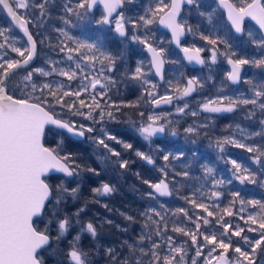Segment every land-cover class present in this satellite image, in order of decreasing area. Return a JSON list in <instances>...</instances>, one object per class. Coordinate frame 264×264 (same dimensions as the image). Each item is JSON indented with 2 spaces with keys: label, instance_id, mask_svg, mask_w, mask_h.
<instances>
[{
  "label": "snow or ice",
  "instance_id": "snow-or-ice-1",
  "mask_svg": "<svg viewBox=\"0 0 264 264\" xmlns=\"http://www.w3.org/2000/svg\"><path fill=\"white\" fill-rule=\"evenodd\" d=\"M135 3L136 0H66L64 15L60 17L66 27L54 29L59 37L53 45L47 37L41 36L39 30L34 34L29 29L30 24L33 28H42L46 18L51 17L50 0H0V7L6 10L26 37V43L17 46L20 41L9 34L11 29L0 28V49H10L16 54L15 57L9 56L7 51L0 54V264H99L97 257L105 264H258V261L264 264V200L245 199L235 191L230 193L231 200L222 208L218 201L223 194L218 188L225 183L230 184L231 180L216 179L214 168L207 164L202 168L204 179L211 178V189L202 191V184L191 195L181 197L192 206V215L184 207L164 211L150 207L141 213L144 224L137 238L107 247L100 244L102 229L114 222L84 219L88 204L99 201L93 198L78 206L83 173L99 176L104 168L86 166L79 153L69 149L68 143L77 139L91 141L97 150H103V154L98 156L101 165L111 162L120 169L129 168L131 162L114 145H119L124 152H134L148 164H154L151 154L134 148L131 142L111 131L109 125L120 122L117 113L122 108H137L141 100L160 107L172 104L174 99L189 97L204 87L198 77L187 79L183 86L178 81L173 83L169 80L167 84L172 94L159 95L158 84L149 79L154 74L164 80L165 64L177 63L166 60L167 50L154 43L153 25H162L171 32L169 43L174 42L190 63L206 64L200 55L203 48L181 44V38L193 31L192 26L181 19V12L185 5L199 9L198 0H154L142 14L130 13L127 6ZM219 4L227 12L228 33L218 35L214 28L209 35L200 33V39L212 46L209 49L211 63L217 62L218 55L224 57L231 66L226 79L232 84L248 85L250 95L217 96L201 103L200 108L209 113H232L246 107L249 119L256 116V109L264 115V80L257 82L242 75L245 66L264 69V0H238V3L219 0ZM98 6L102 11L97 16L94 10H98ZM199 14L206 15L212 24L211 14ZM246 18L258 25L259 37L246 28ZM85 24L96 26L95 30L89 29L91 36L73 35L68 30L83 28ZM233 30L241 37H247L248 42L261 50V55L257 58L238 54L228 38ZM46 40L49 48L63 56L60 59L49 57L45 67H33L38 45H44ZM130 42L142 45L150 54L147 62L137 61L134 69L126 66ZM112 43L123 47L113 52L110 48ZM118 64L123 67L119 76L114 75L120 72ZM125 81L138 83L142 95L134 102L117 103L109 93L117 89L118 94V84ZM188 108L187 102L183 106L177 105L176 114H184ZM198 114V111L190 112L192 116ZM170 115L153 113L145 117V113L140 111L139 121L129 119L126 122L151 145L153 137L165 133L166 129L171 135H177L175 128H169L172 124L168 119ZM74 117H82L83 120ZM260 123L264 125V119ZM201 127L207 125L189 126L184 131L198 135ZM240 131L243 135L244 130ZM228 144L255 153L253 160L256 164H260L264 157V150L260 147L250 146L232 136L216 140V147L221 152ZM181 156L183 152H168L162 158L167 162L169 157L178 160ZM228 163L241 185L259 184L264 188V178H259L256 172L236 159H230ZM167 167L160 169L165 178L168 176ZM175 176L189 177L190 173L176 172ZM143 183L159 196H172L174 191L179 193L184 187L181 183L178 188V182L166 179L158 183L145 179ZM91 191L94 197L108 196L115 188L109 183H101ZM149 196L155 199L153 193ZM103 207L108 208V205ZM160 208L165 206L161 204ZM196 209L202 211L197 212ZM169 212L176 218L171 226ZM120 215L131 223L136 222L132 215ZM233 216L247 227L226 219ZM115 227L121 232L128 231L119 225ZM246 232L257 236L246 235ZM170 233L187 239L178 241ZM84 238L91 240V247H85Z\"/></svg>",
  "mask_w": 264,
  "mask_h": 264
},
{
  "label": "trees",
  "instance_id": "trees-1",
  "mask_svg": "<svg viewBox=\"0 0 264 264\" xmlns=\"http://www.w3.org/2000/svg\"><path fill=\"white\" fill-rule=\"evenodd\" d=\"M63 0H50L51 7V17L46 18V22L40 29L33 28L30 24L29 29L35 32L40 31L42 37H47L53 45L57 42V37L59 33L55 32V28H63L64 24L60 17L64 15L62 2ZM154 0H136L135 4L128 5L130 13L142 14L143 11L149 7ZM205 8L211 9L212 24H209L207 16H190L188 13L184 14L181 19L186 20L193 29H196V35L200 38V33L209 35L212 33L213 29H216L218 35L224 36L228 33V25L224 21L222 14L218 12L214 2L211 5H207ZM100 9L96 11V15H99ZM31 15V13H29ZM74 20V18H73ZM194 21V22H193ZM13 28L11 29L9 27ZM0 28L11 29L13 35H17L19 43L17 46L21 45V40H25L26 37L23 36L22 31H20L12 21L11 17L8 16L6 10L0 7ZM96 27L93 26L91 29L94 30ZM246 28L253 30L255 35L259 37L261 35L258 28L249 22ZM13 30H16L14 34ZM154 33V43L158 44L160 47H164L167 50L166 60H174L177 63H166L165 72V82L161 84L151 75L153 82L158 84V94L163 95L166 92L172 94V89L169 88L167 81L171 80L173 83L177 81L183 86L187 79L192 77H198L204 84L203 88L198 89L195 93L189 97V108L185 110L184 114H176V108L174 106L167 107L166 105H161L160 107H154L150 103H145L144 100L140 101L137 108H122L119 113H117L119 123H112L109 128L114 133L120 135L121 139L131 142L134 148L144 151L153 156L155 161L154 164H148L146 161L140 160L135 156L134 152L128 151L124 152L119 145H114L117 150L122 152L125 159H128L131 163L127 170L120 169L118 165L107 162L106 165H101L98 156L103 154V150H97L95 146L88 140H73L68 143L70 150L79 153L80 160L86 165L95 168H104L99 176H95L92 173L84 172L83 180L81 183V199L78 206H83L85 200L91 201L93 198L99 201V203H89L86 209V214H84V219H95L100 222L105 219L112 220L113 225H105L102 229V236L100 237V244L104 247L107 246H118L121 242L125 240H134L137 238L143 229L144 217L141 215L146 209L150 207H155L159 211H164L166 209L174 210L179 207H184L189 209V214L192 215V206L186 204V202L181 198L184 195H191V193L201 188L203 184L202 191L207 192L211 189V178L208 180L204 179V171L202 165L207 164L208 166L214 168L215 178L224 179L226 182L231 180V183H225L219 186L218 190L222 192V197L218 201L220 206L223 208L231 200L230 193L239 191L241 196L245 199H261L264 200V188L260 187L259 184H244L241 185L238 180H236L232 174V166L228 161L230 159H236L238 162L244 164L246 167L250 168L252 171L256 172L259 178H264V172H261V168H264V157L261 158V163L256 164L253 160L255 153H249L243 148H237L234 145H225V150L221 152L216 147V140L218 138H223L224 136H232L241 142L248 144L250 146H257L264 150V135L253 136L252 133L261 132L264 133V125L260 123L261 119H264V115L261 114L259 109H256V116L249 119L247 118L248 112L246 107L238 108L235 112L225 113V114H211L209 112H204L201 110L200 105L208 99L215 98L217 96H239L241 93L245 95H250L249 86H245L241 83L239 86H231L226 76H222L220 72H216L214 76L207 74V68L201 70H190L186 66L178 50L169 43L170 36L159 29L157 25L152 26ZM62 38V37H61ZM228 38L233 45L241 47L244 50L243 55L249 57L256 56L257 58L261 55V50L257 51V48L248 42L247 37L241 39L237 38L232 33L228 34ZM118 39V38H114ZM163 41L162 44L159 42ZM48 41L46 40L44 45H38L37 55L32 62L33 67H42L45 65L46 60L51 57L52 59H60L63 54L57 55L52 48L47 46ZM204 43V42H202ZM201 43V44H202ZM206 43V42H205ZM204 43V44H205ZM185 44L188 46L192 45L186 38ZM208 44V43H207ZM203 45V44H202ZM209 45V44H208ZM119 45L117 43L110 44V48L113 52L118 50ZM222 45L220 49L222 51ZM7 52L13 57L16 56L12 53L10 49ZM132 55V54H131ZM129 55V57L131 56ZM142 55L147 59L145 53L142 51ZM140 57V56H139ZM134 59H138L134 57ZM133 59V62H134ZM132 61V60H131ZM130 62V61H128ZM127 62V63H128ZM132 62V63H133ZM129 66V63L127 64ZM120 72L114 75L119 76L123 72V67L118 64ZM133 65L130 64L129 69H132ZM246 78H252L257 82L264 80V69H257L251 66L245 67ZM23 74V73H22ZM38 82V81H37ZM75 84V82H73ZM223 89V90H222ZM117 89H113L109 93L113 97V100L117 103L123 101L124 103H130L137 101L142 95V89L139 84L132 81H125L124 83L118 84V94ZM16 95L19 96L20 93L17 91ZM67 99V98H66ZM145 99H147L145 94ZM226 103V102H225ZM251 107V106H248ZM143 111L145 117L150 114H160V113H171L168 117L172 121L169 128H175L177 135L173 136L170 134L168 129H166V135L154 138L151 145L147 141H144L138 133H136L131 126L126 122L129 119L133 121H139L138 112ZM191 111H198L197 116L190 115ZM77 120H83L82 117H74ZM86 123H89L85 121ZM207 127H201L198 129L199 134H188L184 130L189 126L204 125ZM231 125V127H227ZM239 125V128L236 126ZM241 129L244 130V134H241ZM195 141V143H193ZM47 146H54L48 144ZM163 151H160V150ZM172 152L173 154H179L183 152V156L176 160L169 157V161L163 160V155ZM113 160L115 158H112ZM165 165L168 167L165 169L168 172V176L165 178L163 173L160 171ZM188 171L190 173L189 177L175 176L176 172ZM139 173V176L136 175ZM149 180L152 183H158L161 179H166L171 182H178L176 186L182 183L184 187L180 189L179 193L174 191V194L170 198H165L159 196L155 193V190L150 188L149 185L144 184L143 180ZM101 183H109L113 185L115 191L108 196H96L92 193V188L99 187ZM71 186H75L72 184ZM149 193L155 195V199L149 196ZM209 203H211L209 201ZM107 204L108 208L103 207ZM164 205L165 208L161 209L160 205ZM239 205H237L238 209ZM75 210V206L73 207ZM236 209H234L235 211ZM195 211L201 212L202 210L196 209ZM248 211H253V209H248ZM120 213H126L135 217L136 222L131 223L124 219ZM247 215V212L244 213ZM169 224L171 226L172 221L176 220L175 217H171L169 212ZM181 219H183L181 217ZM227 220H231L233 224L239 223L243 227V221H240L238 217H226ZM119 225L120 228H127V232H121L115 227ZM188 227H192L188 224ZM203 230V228H202ZM182 241L187 239V237L179 236L175 233H170ZM246 235L255 237L256 233H245ZM236 239V238H234ZM85 247H91V240L88 238L83 239ZM207 251V250H206ZM192 253H190L191 255ZM230 255H232L230 253ZM99 264H105L104 260L100 257L96 258ZM258 264L260 262L258 261Z\"/></svg>",
  "mask_w": 264,
  "mask_h": 264
},
{
  "label": "rangeland",
  "instance_id": "rangeland-1",
  "mask_svg": "<svg viewBox=\"0 0 264 264\" xmlns=\"http://www.w3.org/2000/svg\"><path fill=\"white\" fill-rule=\"evenodd\" d=\"M62 2V7H63V4L64 3H66V0H63V1H61ZM21 11H23V10H21ZM63 13V12H62ZM73 22H75V20H73ZM93 26H95V25H87V24H85V26L83 27V28H81V27H77V28H68V30L71 32V34H73V35H78V36H91L92 35V33L89 31V29H91ZM9 27H10V24H9ZM12 27V26H11ZM10 27V28H11ZM64 27H66L65 25L63 26V28ZM96 27V26H95ZM9 29V28H8ZM11 29H13V28H11ZM95 30V29H94ZM13 32H14V34L16 33V30H13ZM13 38H18L17 37V35H13V33H12V31L9 33ZM109 35H114V34H109ZM187 39H188V41L189 42H191L192 43V45H195L196 47H199V48H203L204 49V51H202V53H206L207 55H206V63H207V65H206V68H207V74H210L211 76H214V74H212V72H214L215 73V71L214 70H212L211 68L213 67V65H212V63H211V60H210V55H211V53H210V51H209V49L212 47L211 45H208L207 43H202V42H204L203 40H198V38L196 37V35L194 34V32L192 31L191 33H188V37H187ZM248 39V38H247ZM26 43V39L25 40H21V45H19V46H22L23 44H25ZM203 45H202V44ZM123 46L122 45H119V48H122ZM127 47H128V53H127V62L128 61H130V62H128L129 63V66H130V64H132L133 65V68L132 69H134L135 68V66H136V63H137V61H140V60H144L145 62H147V60H148V58L146 59L143 55H142V51H143V46L142 45H139V44H136V43H134V42H130L128 45H127ZM4 51H7V49H0V54H2ZM257 51H259V49H257ZM9 54V53H8ZM132 54V55H131ZM129 55H131L130 57H129ZM9 56H11V57H13L12 55H10L9 54ZM140 56V57H139ZM134 57H137L138 59H134ZM133 59H134V62H133ZM132 60V61H131ZM218 60V59H217ZM126 62V66L129 68V66L127 65L128 63ZM133 62V63H132ZM124 62H121V64H123ZM46 66V63H45V65L44 66H42V67H45ZM264 72V71H263ZM41 79H44V78H41ZM48 79H52V78H48ZM55 79H57V80H59V79H62V78H59V77H55ZM149 79H151L152 81H153V79H152V77L150 76L149 77ZM245 86H247L246 84H245ZM157 92H158V90H157ZM195 92H193L192 94H191V96L194 94ZM190 97V96H189ZM189 97H185V98H183V99H179V100H177V99H174L173 100V103L172 104H169L167 107H169V106H174V108H176V106L177 105H179V106H183V104L185 103V102H187L188 104H189ZM170 108V107H169ZM211 114H225V113H211ZM167 133L165 132V133H163V134H158L156 137H153V139L154 138H157V137H161V136H164V135H166Z\"/></svg>",
  "mask_w": 264,
  "mask_h": 264
},
{
  "label": "flooded vegetation",
  "instance_id": "flooded-vegetation-1",
  "mask_svg": "<svg viewBox=\"0 0 264 264\" xmlns=\"http://www.w3.org/2000/svg\"><path fill=\"white\" fill-rule=\"evenodd\" d=\"M198 2H199V4H200V7H199V9H197L194 5H192V6H186V7H184V9H183V12H182V15H181V17L184 15V14H189L190 16H201L199 13L200 12H204V13H206V14H211V9L210 8H205L207 5H211V3L212 2H214L215 3V5H216V8L218 9L217 11L218 12H220V14H222L221 16H223V18H224V21L226 22V24L228 25V22H227V19H226V16H224L225 15V13L220 9V7H219V5H218V0H198ZM232 2L233 3H238V0H232ZM98 9H100L99 8V6H98ZM94 11H97V10H94ZM100 11H102V9H100ZM194 22V21H193ZM249 22H251V21H246L245 22V26L249 23ZM252 23V22H251ZM252 25H253V23H252ZM158 26V25H157ZM255 26V25H254ZM159 27V26H158ZM256 27V26H255ZM257 28V27H256ZM160 29V28H159ZM193 29V28H192ZM162 30V29H161ZM259 30V29H258ZM162 31H164V30H162ZM260 31V30H259ZM165 32V31H164ZM193 32H194V34L196 33V29H193ZM167 33V32H166ZM233 35H235L237 38H240V37H238L235 33H234V31H232L231 32ZM261 33V32H260ZM168 34V33H167ZM256 33H254V35H255ZM169 35V34H168ZM196 35V34H195ZM170 36V35H169ZM255 36H257V35H255ZM188 37V33H186V38ZM196 37H197V35H196ZM186 38H185V40L183 41V43H182V45L184 46V47H187V45L185 44V41H186ZM198 38V37H197ZM243 37H241V39H242ZM170 40H171V37H170ZM198 40H202V39H200V38H198ZM204 41V40H203ZM207 43V41H204V43ZM190 44H192L191 42H190ZM172 45V44H171ZM192 45H190V46H188V47H191ZM222 48V51H223V47H221ZM234 50H236L237 52H238V54H241V55H243L244 54V50L241 48V47H238V46H236V45H234ZM143 52L145 53V55H146V57L149 59V56H148V54H147V52L143 49ZM179 52V51H178ZM180 53V52H179ZM201 54L203 55V59H205L206 58V53H202L201 52ZM182 57V56H181ZM183 59V58H182ZM181 59V60H182ZM217 62L215 63V64H212L213 65V67L211 68L212 70H214L215 71V73L214 72H212V74H216V72H220V71H222V73H221V75L222 76H226V73L230 70V65H228V63H227V61L224 59V57H222V56H220V55H218V57H217ZM206 60V59H205ZM184 61V60H183ZM207 62V61H206ZM185 63V62H184ZM186 64V63H185ZM206 65H207V63H206ZM206 65H205V68H206ZM187 66V65H186ZM188 67V66H187ZM246 67V66H245ZM188 69H190V70H192V71H194V70H201V69H195V68H188ZM204 69V68H203ZM245 70H246V68H245ZM164 72H166V66H165V71ZM154 75V74H153ZM155 76V75H154ZM243 76H245V71H244V73H243ZM228 81V80H227ZM229 83V82H228ZM232 86V85H231Z\"/></svg>",
  "mask_w": 264,
  "mask_h": 264
},
{
  "label": "water",
  "instance_id": "water-1",
  "mask_svg": "<svg viewBox=\"0 0 264 264\" xmlns=\"http://www.w3.org/2000/svg\"><path fill=\"white\" fill-rule=\"evenodd\" d=\"M218 5H219V7H220V9L225 13V15L224 16H226V19H227V12H226V9H224L223 7H221L220 6V4H219V0H218ZM186 6H192V5H185L184 7H186ZM184 7H183V9H184ZM182 12H183V10H182ZM182 12H181V15H182ZM246 21H251L252 23H253V25H255L257 28H258V25H256L255 24V22L254 21H252L250 18H246V20H245V22ZM228 22V21H227ZM159 26V28L160 29H162V30H164L165 32H167L169 35H170V37H171V39H172V36H171V32L168 30V29H166V28H164L162 25H158ZM259 29V28H258ZM260 30V29H259ZM234 31V30H233ZM235 33V32H234ZM236 34V33H235ZM238 37H240V35L239 34H236ZM185 38H186V34H185V36L184 37H182L181 38V44L183 43V41L185 40ZM172 44V46L175 48V50H178L179 52H180V54H181V56H182V60H184V62L186 63V65L188 66V68H195V69H203V68H205V65L206 64H204V65H200V64H197V63H195V62H192V63H190L186 58H185V55H184V53L183 52H181L180 51V49L179 48H177L176 47V45H175V43L173 42V43H171ZM148 54V56L150 57V54L149 53H147ZM200 55H201V57L202 58H204L203 57V55L200 53ZM165 66H166V64H165ZM165 66H164V71H165ZM231 67V66H230ZM242 75H243V73H242ZM156 77V79L158 80V82H160L161 84H163L164 82H165V72H164V80H160V78L158 77V76H155ZM229 82V84L230 85H232V86H239L240 84H232L231 83V81H228ZM78 140V139H77ZM163 197H165V198H170L171 196H163Z\"/></svg>",
  "mask_w": 264,
  "mask_h": 264
}]
</instances>
